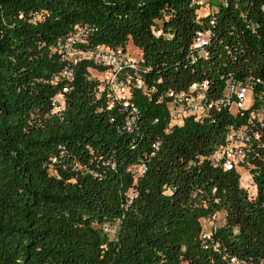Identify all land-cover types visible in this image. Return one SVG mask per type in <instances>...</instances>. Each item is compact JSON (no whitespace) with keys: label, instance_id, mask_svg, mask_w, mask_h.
I'll return each mask as SVG.
<instances>
[{"label":"trees","instance_id":"obj_1","mask_svg":"<svg viewBox=\"0 0 264 264\" xmlns=\"http://www.w3.org/2000/svg\"><path fill=\"white\" fill-rule=\"evenodd\" d=\"M201 10L194 0H0V264H264V148L250 160L254 198L236 170L210 161L249 116L222 105L227 80L264 102V0ZM78 27L75 48L133 45L143 57L131 128L90 78L97 65L66 60ZM197 31L209 33L199 50ZM204 81L208 113L170 126L168 93ZM220 212L224 225L203 238Z\"/></svg>","mask_w":264,"mask_h":264},{"label":"built area","instance_id":"obj_2","mask_svg":"<svg viewBox=\"0 0 264 264\" xmlns=\"http://www.w3.org/2000/svg\"><path fill=\"white\" fill-rule=\"evenodd\" d=\"M208 0H194L201 9H204ZM213 11V10H212ZM83 30L76 28L70 32L66 38L65 47L66 60L76 64L82 59L91 60L97 68L91 72L90 78L98 82L100 94L105 93L108 104L111 107L119 106L129 113L128 129L136 120L137 108L131 101L133 89H144L142 70L144 67L143 57L137 52L133 54L129 48H101L88 51L74 46L83 39ZM160 32L157 31L156 34ZM209 33L197 31L193 48L202 49L207 45ZM62 77L67 81L73 80V69L67 66L62 71ZM69 88H63L67 92ZM207 82L193 83L189 90L184 92L171 91L168 93L167 102L169 108L170 126L181 125L189 116L201 118L206 115L211 108L207 99ZM252 93L251 86L239 81L227 80L225 97L221 101L227 107L229 113L236 115L248 111L249 116L246 121L239 126L230 128L224 141L214 149L210 161L213 167L223 171H232L243 166L249 172L248 187L244 188L250 198L256 196V189L251 175V158L258 154V148H264V102L261 96L253 95V104L245 106L247 92ZM163 100V99H161ZM160 100V101H161ZM53 112L62 115L66 109L62 94L56 95L52 100ZM234 109L237 111L234 112ZM256 153V154H255ZM209 220H205L204 224ZM214 230L216 227H212ZM105 228V231H109ZM203 238L210 239L211 231L204 232ZM235 263V259H232Z\"/></svg>","mask_w":264,"mask_h":264},{"label":"rangeland","instance_id":"obj_3","mask_svg":"<svg viewBox=\"0 0 264 264\" xmlns=\"http://www.w3.org/2000/svg\"><path fill=\"white\" fill-rule=\"evenodd\" d=\"M223 0H208L205 8L203 10H201L200 14H205L206 12H210L212 10L217 9L218 5L222 2ZM130 48V52H132L133 54L137 53V49L135 46L133 45H129ZM253 104V95L252 93L249 91L247 92V96H246V100H245V106L246 107H250ZM237 110L234 109V112H236ZM238 173L240 175V182L242 187L247 188L249 181H248V176H249V172L247 171V169L243 166L238 168ZM224 213L220 212L217 213L215 216V219L213 220L212 224L206 223L204 224V232H209L211 230V227H220L222 225H224ZM212 225V226H211Z\"/></svg>","mask_w":264,"mask_h":264}]
</instances>
